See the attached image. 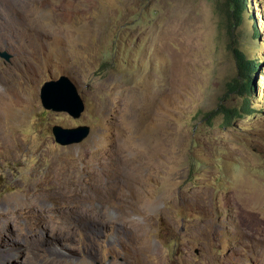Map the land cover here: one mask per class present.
I'll list each match as a JSON object with an SVG mask.
<instances>
[{"label":"rangeland","instance_id":"1","mask_svg":"<svg viewBox=\"0 0 264 264\" xmlns=\"http://www.w3.org/2000/svg\"><path fill=\"white\" fill-rule=\"evenodd\" d=\"M220 6L0 0L3 264H264V0L229 31ZM231 48L260 63L248 96ZM61 75L78 119L41 105Z\"/></svg>","mask_w":264,"mask_h":264},{"label":"water","instance_id":"2","mask_svg":"<svg viewBox=\"0 0 264 264\" xmlns=\"http://www.w3.org/2000/svg\"><path fill=\"white\" fill-rule=\"evenodd\" d=\"M0 59L9 63L11 55L6 51H0ZM40 101L44 109L53 112H64L73 119H78L85 109L76 84L66 75L58 79L49 78L40 89ZM52 135L56 144L61 147L81 144L90 134V128L86 125L74 128H63L55 125L52 127Z\"/></svg>","mask_w":264,"mask_h":264},{"label":"trees","instance_id":"3","mask_svg":"<svg viewBox=\"0 0 264 264\" xmlns=\"http://www.w3.org/2000/svg\"><path fill=\"white\" fill-rule=\"evenodd\" d=\"M245 8V0H221L220 11L225 17L228 31L233 26L241 25ZM254 35L258 36L256 33ZM231 52L233 53L237 67V78H235L233 82L227 84L228 90L230 91L234 88H238L240 93L248 96L249 91L252 90L253 92V76H251V74L256 73V70L260 67V63L255 58L246 60L244 54L237 49L231 48ZM220 107L225 113L226 120L229 118L228 114H242L241 111H236L235 109L226 110L222 106Z\"/></svg>","mask_w":264,"mask_h":264},{"label":"bare ground","instance_id":"4","mask_svg":"<svg viewBox=\"0 0 264 264\" xmlns=\"http://www.w3.org/2000/svg\"><path fill=\"white\" fill-rule=\"evenodd\" d=\"M1 259H2V258H1V255H0V264H3ZM32 260H33V259H32ZM28 261H29V260H28ZM33 261H34V260H33Z\"/></svg>","mask_w":264,"mask_h":264}]
</instances>
